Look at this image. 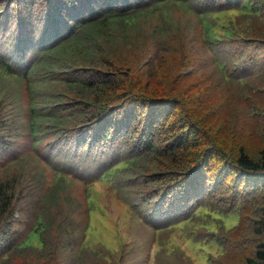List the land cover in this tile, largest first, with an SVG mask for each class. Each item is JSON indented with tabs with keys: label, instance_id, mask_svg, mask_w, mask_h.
Segmentation results:
<instances>
[{
	"label": "trees",
	"instance_id": "1",
	"mask_svg": "<svg viewBox=\"0 0 264 264\" xmlns=\"http://www.w3.org/2000/svg\"><path fill=\"white\" fill-rule=\"evenodd\" d=\"M148 2L1 1L0 26L12 16L18 26V33L13 48L7 50V57H0V174L9 163L23 157L20 148L23 134L31 139L30 148H34L37 143L40 148L48 146L47 150L36 149L35 152L42 154L47 161L59 164L55 171L61 172H58L57 181L53 183L54 188L59 187L61 178H68L66 174L72 176L75 165L85 160L89 166L95 165L94 175L100 178L115 175L117 170L130 166L132 162L142 167L141 175L146 183H149L150 178L161 182L160 191L144 199L145 204H150L149 212L143 214L144 218L148 216L153 223L169 221L176 225L187 222L201 212H216L209 204L218 200L223 186L231 185L233 179L232 195L236 197L239 196L237 191L242 196L249 195L259 184H264V180L258 181L264 174V149H260L258 155L251 156L243 146H238L234 157L224 159L219 153L224 150L200 138V126L193 120L184 115H177V119L171 118L174 111L182 106L178 98L140 91L134 83L127 84L121 78L116 69V48L121 43V36L127 33L129 41L123 44L135 43L130 30L131 27L136 28L137 24L140 26L138 16L141 20L143 14L149 11L157 13L159 9L158 19L162 20L164 16L169 26H172V18L167 17L171 15L172 3L187 6L184 2L172 0ZM197 10H202L196 13L204 46L223 80H233L235 76V80L243 78L246 82L245 78L253 73V65L259 68L256 74L264 75V59L259 50L264 47V0H207ZM213 25L219 27V35L208 30ZM154 30L155 36L159 35L160 31ZM231 41L241 42L240 48H235V55L226 48ZM35 52L39 58L32 63ZM56 54L59 58L50 61L49 56ZM41 64L54 69H60L57 64H63L66 68L75 65L81 67V72L74 80H58L65 83V91L69 87L74 89V96L79 100L73 104L71 98H67L66 107L70 110L68 119L73 115L75 120L72 128H66V134H61L63 139L61 135L51 133L39 142L36 122H42L41 118L54 120L57 116L40 113L34 98L30 105L31 114L28 108L19 105L15 99L14 102L6 99L11 98L6 92V80L10 77L21 78L18 68L26 72L32 94L34 82L30 74L35 66ZM68 129L70 135H67ZM196 153H201V158L196 159ZM214 154L221 156V165L217 168L208 164ZM172 165L177 167L171 170ZM212 168L215 169L213 172ZM229 176L231 182L227 184ZM247 182L252 183L248 185ZM87 189L90 190V185ZM16 195L18 191L14 179L0 177V262L12 250L41 247L43 255H49L46 248L56 247V240L50 237V230L53 226L65 229V216H51L46 207L47 213L41 208L27 233L20 237L21 233L13 226L16 218L14 214L18 210ZM53 197L49 192L43 198L49 201ZM251 223L250 231L255 238L250 246L243 245L246 239L237 240L240 247L228 244L235 248L234 259L237 261L233 264H264V203ZM35 232L39 243L33 241ZM226 236L230 238V235ZM81 245L85 246V243ZM51 257H54V252H51Z\"/></svg>",
	"mask_w": 264,
	"mask_h": 264
},
{
	"label": "rangeland",
	"instance_id": "2",
	"mask_svg": "<svg viewBox=\"0 0 264 264\" xmlns=\"http://www.w3.org/2000/svg\"><path fill=\"white\" fill-rule=\"evenodd\" d=\"M148 1L151 4L154 0ZM172 1L187 5L172 3L171 15L167 17L172 18L174 25L169 26L164 16L162 20L158 19L159 9H156L157 13L149 11L143 14L141 20L138 16L140 26L131 27L130 35L135 43L124 45L128 33L124 36L119 34L121 43L116 48L115 61L118 60L116 69L121 78L127 84L134 83L140 91L178 98L182 106L174 111L171 118L184 115L193 120L200 126V138L224 150L219 152L224 159L234 157L238 146H243L251 156L258 155L260 149H264V75L256 74L259 68L253 65V73L245 78L246 82L243 78V83L240 79L235 80V76L233 80H223L204 46L196 13L202 11L197 8L207 0ZM93 8L96 9L94 5ZM17 28L12 16L1 24L0 57H7V50L13 48ZM154 28L160 31L159 35L155 36ZM208 30L214 35L221 33L216 25L209 26ZM240 43L228 42L226 48L235 55V48H240ZM252 50L256 51L254 47ZM259 50L264 59V47ZM38 56L35 52L32 63ZM57 58L58 54L49 56L50 61ZM63 64H57L60 69L42 64L35 66L30 74L34 82L32 94L28 87V76L21 68H18L21 78L10 77L6 80V92L11 97L7 100L14 102L15 99L31 114L30 105L34 98L40 113L57 116L54 120L41 118L42 122H36L39 142L51 133L57 136L66 134L65 129L72 128L75 120L73 115L68 119L70 110L66 107L67 98H71L73 104L79 100L74 96V89L69 87L65 91V83L58 80H74L81 67L75 65L66 68ZM53 96L59 98H51ZM70 134L68 129L67 135ZM20 141L23 157L9 163L0 174L1 178H13L18 191L15 204L18 210L14 214L13 226L23 237L39 210L47 207L49 215L57 214V218L65 216V229L53 226L50 230L56 247L46 250L50 254L54 252V257L43 255L41 247L12 250L0 264H233L237 261L234 259L235 248L228 244L238 246V239H246L241 244L250 246L255 238L250 231L251 220L264 203L263 183L249 195L242 196L237 191L239 196L236 197L232 195L234 179L231 182L229 176L227 184L231 182V185L223 186L218 200L209 204L216 212L198 213L178 225L169 221L158 224L148 216L144 218V212H149L150 207V204L144 203V199L149 194L159 192L161 182L150 178L146 183L141 175V166L131 162L130 166L117 170L115 175L100 178L94 175L95 165L89 166L85 160L75 165L72 176L65 173L70 180L64 176L59 187L54 188L53 183L58 172H61L55 171L59 164H53L35 152L36 149L47 150L48 146L40 148L37 143L30 148L31 139L27 134L21 135ZM201 156V153L195 154L196 159ZM220 158L214 154L208 164L217 168L221 165ZM171 167L173 170L177 166ZM214 170L211 169L212 172ZM260 180H264V174L259 177ZM88 185L90 190L87 189ZM49 192L54 197L47 201L43 197ZM226 235H230V238ZM32 237L35 243L40 242L37 232ZM82 242L85 246L81 245Z\"/></svg>",
	"mask_w": 264,
	"mask_h": 264
}]
</instances>
